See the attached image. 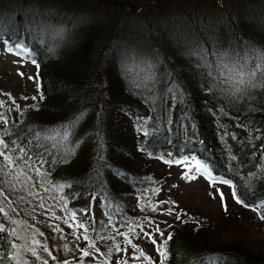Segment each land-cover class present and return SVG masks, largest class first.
Returning <instances> with one entry per match:
<instances>
[{
    "label": "trees",
    "instance_id": "trees-1",
    "mask_svg": "<svg viewBox=\"0 0 264 264\" xmlns=\"http://www.w3.org/2000/svg\"><path fill=\"white\" fill-rule=\"evenodd\" d=\"M164 1L0 0V46L38 95L15 105L0 82V264L57 240L153 264L138 237L158 167L191 159L232 187L236 221L171 225L163 264H264V0L220 8L215 36L140 25Z\"/></svg>",
    "mask_w": 264,
    "mask_h": 264
},
{
    "label": "rangeland",
    "instance_id": "rangeland-1",
    "mask_svg": "<svg viewBox=\"0 0 264 264\" xmlns=\"http://www.w3.org/2000/svg\"><path fill=\"white\" fill-rule=\"evenodd\" d=\"M240 2L242 0L164 1L160 3L161 7L152 5L149 9H145L144 13L139 15L138 22L140 25H149L155 19H159L157 22H161L167 28L174 29V27H181V24L192 26L191 21L196 18L202 25H205V30L208 26L207 32H209L210 26L217 25L216 22L220 18L218 15L223 13L220 8L228 6V9H231L235 5L238 7ZM238 8L240 10V7ZM235 11L238 12L237 9ZM210 34L214 35L213 30ZM0 82L10 92L15 105L27 104L38 98L31 64L21 59L18 54L7 51L4 46H0ZM178 167L165 172L159 166L157 173L162 172L164 177L157 176L156 180H162L155 185V189L152 188L149 194L154 217L150 222H146L147 225L141 229L138 242L140 249L149 254V258L154 257L151 260L153 264H163L165 240L171 235V230H169L171 225H180L184 222L198 226L207 220L215 219H220V222H224L226 225L229 221H236L235 213L239 207L235 205L237 201L229 184L212 178L207 167L195 159L186 161ZM225 210H230V213L233 212V214L229 213L227 215L229 218H227L223 215ZM37 241L40 239L38 238L34 242ZM54 246V255L48 252L39 254L37 252L38 244L35 243L34 250L36 251L33 256L24 251L21 258L24 262L34 263L35 261V264H66L63 260H66L67 264H73L78 260L81 264H90L92 257L95 258L98 255L94 250L91 252V259L90 257L85 258L82 253H79L80 248L75 250V246L74 248L65 247L60 244L59 240L54 243ZM98 248L100 247L98 246ZM127 250L121 253L117 261L119 264L127 255ZM60 252H62L61 256L58 255ZM60 257L63 260L59 262ZM83 258L85 259L82 261Z\"/></svg>",
    "mask_w": 264,
    "mask_h": 264
}]
</instances>
